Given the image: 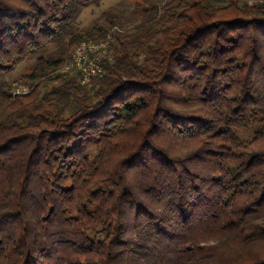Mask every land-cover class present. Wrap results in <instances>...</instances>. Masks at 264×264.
<instances>
[{
    "label": "trees",
    "instance_id": "1",
    "mask_svg": "<svg viewBox=\"0 0 264 264\" xmlns=\"http://www.w3.org/2000/svg\"><path fill=\"white\" fill-rule=\"evenodd\" d=\"M101 1L0 0V264H264V0Z\"/></svg>",
    "mask_w": 264,
    "mask_h": 264
},
{
    "label": "built area",
    "instance_id": "2",
    "mask_svg": "<svg viewBox=\"0 0 264 264\" xmlns=\"http://www.w3.org/2000/svg\"><path fill=\"white\" fill-rule=\"evenodd\" d=\"M109 38V36L107 37ZM108 39L101 42L82 41L76 47L72 59L62 68L63 71L80 69L83 75V82L92 75L102 70V56L105 54V47ZM19 91V90H18Z\"/></svg>",
    "mask_w": 264,
    "mask_h": 264
},
{
    "label": "rangeland",
    "instance_id": "3",
    "mask_svg": "<svg viewBox=\"0 0 264 264\" xmlns=\"http://www.w3.org/2000/svg\"><path fill=\"white\" fill-rule=\"evenodd\" d=\"M129 1L132 0H102L99 4H93L87 6L84 9L82 15L78 18L77 28L81 29L88 26L95 17L99 16L103 11H105L110 6L116 5L123 10L130 8L131 3ZM35 59H36V55H32L27 59L22 60L17 64L16 68L7 75V77L10 79H15L22 72H26L30 70V68L34 64Z\"/></svg>",
    "mask_w": 264,
    "mask_h": 264
}]
</instances>
